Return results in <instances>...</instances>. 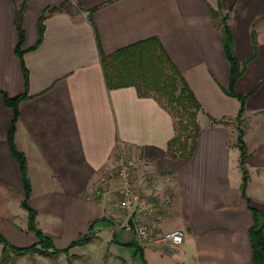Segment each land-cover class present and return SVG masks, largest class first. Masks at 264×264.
Returning a JSON list of instances; mask_svg holds the SVG:
<instances>
[{
	"label": "crops",
	"instance_id": "crops-1",
	"mask_svg": "<svg viewBox=\"0 0 264 264\" xmlns=\"http://www.w3.org/2000/svg\"><path fill=\"white\" fill-rule=\"evenodd\" d=\"M23 2L0 0V90L8 97L26 95L18 104L15 148L25 157L37 228L61 250L97 220L85 247L102 253L104 264H253L251 208L264 214V0H25L20 24L26 82L15 52V10ZM46 9L51 11L36 45ZM223 17L242 68L234 86L242 103L227 94ZM148 39L162 46L200 105L199 132L186 162L169 150L174 119L152 96L105 84L99 49L108 55ZM9 119L0 99L3 216L11 198L15 208L22 200L19 169L6 142ZM123 155L140 160L134 189L153 208L134 217L153 225L142 245L118 203L115 172ZM26 225L27 213L25 225L15 221V244L26 240L20 247L36 242ZM173 230L182 231L183 241L169 249L158 238ZM71 249L65 255L70 262L78 255Z\"/></svg>",
	"mask_w": 264,
	"mask_h": 264
},
{
	"label": "trees",
	"instance_id": "trees-1",
	"mask_svg": "<svg viewBox=\"0 0 264 264\" xmlns=\"http://www.w3.org/2000/svg\"><path fill=\"white\" fill-rule=\"evenodd\" d=\"M24 5L25 0L15 10V27L18 35V43L15 52L20 60L26 82L27 73L22 61L24 52L22 50L23 32L20 24ZM50 11L51 10L46 9L41 15L36 45L41 41L44 30L43 21L46 13ZM212 14L214 19L218 17L216 12ZM226 19V17L222 18L220 30L222 33L223 52L230 66L227 94L237 98L242 103L243 97L234 91L235 83L242 74V68L233 55L232 37L226 24ZM99 58L107 89L111 90L133 86L139 96H152L171 115L174 119L175 135L169 142L168 148L177 158L184 162L188 161L192 156L195 140L199 132L197 114L200 111V105L158 41L156 39H148L121 48L108 55H105L101 49H99ZM0 96L4 104L13 110V117L8 131V143L20 172L23 187V199L20 202V206L27 212V230L32 232L36 238V242L29 246L16 247L11 245L0 233V245L2 246L0 264L9 263L10 253L15 255H32L35 253H50L52 255L62 253L67 255L71 248L86 245L92 240L93 233L91 230L97 220L91 222L87 234L72 241L66 248L61 250L55 248L52 239L37 228L35 223L36 212L28 205L31 187L27 177L25 157L21 152L16 150L13 144L15 124L18 118V104L26 95L23 94L10 98L0 90ZM241 115L242 110H240L236 118L238 125H240ZM242 137L243 131L238 128L237 144L240 152V167L244 166L246 157L245 145ZM246 183L247 175L243 173L240 185V192L243 197H245ZM251 212L253 214V225L249 229V240L252 250V263L264 264V214L254 208H251ZM136 250L140 252V248L137 247ZM68 264H71V262L68 261ZM143 264L146 263L143 262Z\"/></svg>",
	"mask_w": 264,
	"mask_h": 264
},
{
	"label": "rangeland",
	"instance_id": "rangeland-1",
	"mask_svg": "<svg viewBox=\"0 0 264 264\" xmlns=\"http://www.w3.org/2000/svg\"><path fill=\"white\" fill-rule=\"evenodd\" d=\"M14 98V97H10ZM1 102L4 105L6 109L10 111V119H9V126L11 124V120L13 117V110L9 107H7L4 102L2 97L0 96ZM198 115V114H197ZM239 127V125H238ZM8 131L9 127L7 130V137H6V142L7 146L9 149V152L11 154V158L13 162H15L10 147L8 143ZM237 136H238V131H237ZM13 144L15 147V132L13 136ZM236 147L238 148L237 144V137H236ZM20 174V172H19ZM21 179V177H20ZM31 187V186H30ZM21 191H22V199H23V187H22V182H21ZM14 195L15 191L13 190ZM31 194V192H30ZM22 201V200H21ZM7 214L3 216V214H0V233L2 236L11 244V245H17L20 247V243H25L26 240L23 238L20 239V243L15 244V221L16 224L20 225H25L26 223V211L22 209L21 206L15 208V196L10 199L8 203V210L6 212ZM18 234H23V231H17ZM86 245L83 246H75L71 250L73 253H76L78 255H75V258H72L71 264L76 263V264H82V262L86 263L87 261L90 262V264H104L102 253H99L97 249L94 247H85ZM107 247H104L103 249V256L107 254ZM1 249L2 246L0 245V255H1ZM122 250H124L122 248ZM123 253V255H122ZM126 250L121 252V257H124ZM65 254L62 255H52L50 253L47 254H32V255H15L13 253H10V261L8 264H68V259ZM74 259V260H73ZM79 259V260H75ZM109 264H116L113 260L110 261ZM126 264H134L133 261H127Z\"/></svg>",
	"mask_w": 264,
	"mask_h": 264
},
{
	"label": "built area",
	"instance_id": "built-area-1",
	"mask_svg": "<svg viewBox=\"0 0 264 264\" xmlns=\"http://www.w3.org/2000/svg\"><path fill=\"white\" fill-rule=\"evenodd\" d=\"M140 160L135 157L121 156L116 166V177L119 182V207L124 211L129 222L127 228L132 231L139 245L149 241L153 225L141 224L134 221L135 215L145 216L152 211V205L141 196L133 185V174ZM169 201V197L165 198ZM158 241L166 244L169 249L178 248L183 241V233L180 230H173L163 233Z\"/></svg>",
	"mask_w": 264,
	"mask_h": 264
}]
</instances>
